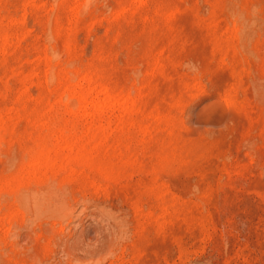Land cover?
<instances>
[{
  "label": "rangeland",
  "instance_id": "374dc122",
  "mask_svg": "<svg viewBox=\"0 0 264 264\" xmlns=\"http://www.w3.org/2000/svg\"><path fill=\"white\" fill-rule=\"evenodd\" d=\"M0 264H264V0H0Z\"/></svg>",
  "mask_w": 264,
  "mask_h": 264
}]
</instances>
